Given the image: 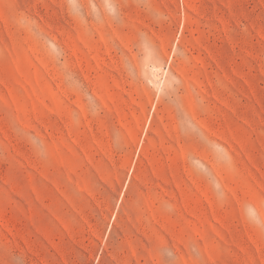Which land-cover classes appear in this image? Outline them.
I'll use <instances>...</instances> for the list:
<instances>
[{"label": "rangeland", "instance_id": "obj_1", "mask_svg": "<svg viewBox=\"0 0 264 264\" xmlns=\"http://www.w3.org/2000/svg\"><path fill=\"white\" fill-rule=\"evenodd\" d=\"M0 264H264V0H0Z\"/></svg>", "mask_w": 264, "mask_h": 264}]
</instances>
